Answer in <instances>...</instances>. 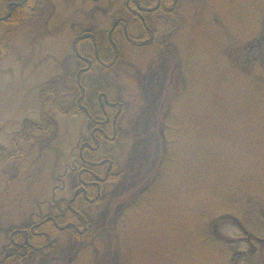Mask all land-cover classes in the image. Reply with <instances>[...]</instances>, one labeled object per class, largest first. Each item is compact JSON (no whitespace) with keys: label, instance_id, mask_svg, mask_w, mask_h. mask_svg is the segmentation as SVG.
Here are the masks:
<instances>
[{"label":"rangeland","instance_id":"1","mask_svg":"<svg viewBox=\"0 0 264 264\" xmlns=\"http://www.w3.org/2000/svg\"><path fill=\"white\" fill-rule=\"evenodd\" d=\"M256 3L174 0L183 27L175 29L171 20L154 14L148 21L155 42L170 39L175 53L161 60L156 44L136 47L118 29L113 43L121 58L103 78L107 70L96 62L92 42H82L81 53L93 62L83 78L86 98L97 107L95 84L109 81L110 96L124 105L121 130H134L143 111L140 76L160 73L165 64L167 88L149 125L148 161L139 176L128 173L106 227L75 254L48 264H264V31L256 24ZM125 4L50 0L43 22L0 23V41L11 45L0 64V158L26 121L40 122L39 95L47 85H56L71 102L83 68L73 48L78 37L88 33L97 39L106 63L115 52L107 33L120 16L128 20L133 40L144 39ZM58 121L49 143L25 145L20 169L0 174V258L14 228L59 216L73 196L90 121L84 114ZM133 142L128 137L120 143L121 166ZM87 210L100 224L106 209ZM70 243L60 240L63 248Z\"/></svg>","mask_w":264,"mask_h":264},{"label":"trees","instance_id":"2","mask_svg":"<svg viewBox=\"0 0 264 264\" xmlns=\"http://www.w3.org/2000/svg\"><path fill=\"white\" fill-rule=\"evenodd\" d=\"M125 11L131 17L138 19L142 25L144 36L142 41L133 40L129 36L128 20L122 15L115 21L107 39L113 47V56L105 62L98 53L97 39L88 33H83L74 43L76 60L79 69L76 79L77 87L70 103L60 94L56 85H47L39 95L40 122L26 121L14 139L12 149L0 158V174H10V170L20 169V157L23 147L43 146L49 143L56 135L59 117H73L84 114L90 121V138L85 139L79 148V167L75 171L72 183V198L67 202L66 209L59 216L45 217L39 223L24 225L14 228L9 235V246L0 264H28L33 259H40L39 264H48L54 258L63 255L75 254L76 249L91 239L106 227V220L110 216L109 209L122 195L126 188L125 179L128 173L139 176L138 170L147 163V149L149 144V125L152 121L154 108H158L160 97L166 90L167 68L161 64L160 73H152L148 78L142 76L138 79L139 89L144 101L143 111L139 115L134 130H121L123 102L114 93L110 96L107 87L109 81L95 84L97 89V107L86 98V89L83 78L91 73L93 62L81 53V44L89 40L93 44V55L96 62L105 68L102 77H105L111 67L120 60L121 50H117L113 43V35L118 29L123 31L125 39L136 47H150L157 45L160 50V59L175 53L170 39L156 43L153 30L149 24L148 16L157 15L159 18L171 20L174 28L183 27L184 21L179 15L177 7H173L174 0H125ZM50 0H0V23L8 26H21L43 22L49 15ZM166 14V16H165ZM260 29L262 24L257 23ZM256 27V29H257ZM11 45L6 40L0 41V64L9 54ZM107 77V76H106ZM93 87V86H92ZM93 89V88H92ZM162 102V98H161ZM133 137L132 153L127 163L119 164L120 143ZM44 142V143H43ZM43 143V144H41ZM109 147V148H108ZM111 148V150H110ZM109 149V150H108ZM115 150V151H114ZM12 176V175H11ZM114 186V191L109 192V186ZM130 187H135L130 183ZM145 188V187H144ZM104 207L100 224L93 221L88 214V207ZM73 241L65 248L61 247L60 240ZM48 260V261H46Z\"/></svg>","mask_w":264,"mask_h":264},{"label":"flooded vegetation","instance_id":"3","mask_svg":"<svg viewBox=\"0 0 264 264\" xmlns=\"http://www.w3.org/2000/svg\"><path fill=\"white\" fill-rule=\"evenodd\" d=\"M255 18L257 23H261V33L264 31V0H257Z\"/></svg>","mask_w":264,"mask_h":264}]
</instances>
